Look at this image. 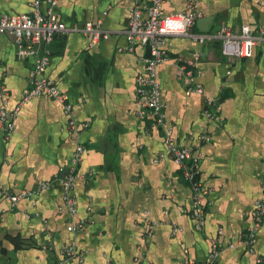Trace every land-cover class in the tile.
Wrapping results in <instances>:
<instances>
[{"label": "crops", "instance_id": "1", "mask_svg": "<svg viewBox=\"0 0 264 264\" xmlns=\"http://www.w3.org/2000/svg\"><path fill=\"white\" fill-rule=\"evenodd\" d=\"M195 1L201 16L190 34L216 35L224 25L236 33L245 25L264 27V0ZM188 2L165 0L163 15L185 12ZM134 4L60 0L55 8L69 30L49 45L47 76L68 95L72 118L88 127L77 137L63 105L42 96L23 104L9 139L0 131V264H80L61 253L73 239L84 255L81 264L201 263L219 230L218 264H256L257 256L264 258V224L254 255L239 244L263 196L264 41L246 59L225 57L217 38L203 44L191 36L168 38L164 48L170 59L158 67L166 122L156 127L151 115L139 116L135 94L150 51L140 44L133 52L125 50ZM30 12L29 0H0V18ZM88 22H101L109 36L93 45L83 31ZM181 61L194 66L203 95H187L188 83L178 73ZM33 68L34 59H22L13 38L3 36L0 79L9 91L10 110L30 90ZM207 96L222 103L221 128L204 114ZM170 130L178 144L202 154L200 180L209 191L203 230L191 217L192 191L180 168L170 159L154 162L165 151ZM202 135H210L211 142H202ZM79 142L87 152L73 194L76 220H86L87 226L73 235L68 226L75 219L64 208L57 179ZM44 182L53 185L31 199L13 204L5 195ZM230 243L236 246L229 248Z\"/></svg>", "mask_w": 264, "mask_h": 264}, {"label": "built area", "instance_id": "2", "mask_svg": "<svg viewBox=\"0 0 264 264\" xmlns=\"http://www.w3.org/2000/svg\"><path fill=\"white\" fill-rule=\"evenodd\" d=\"M47 8L42 10V0H29L31 12L26 14H6L0 18V42L3 36H11L18 48L22 59H34V68L30 73V90L25 94L23 101L13 110L9 109V91L5 83L0 79V131L10 138L15 128V120L19 117L24 103L36 98L46 96L58 101L63 105L65 113L69 116V130L77 137L84 131L88 124L78 123L72 118L73 104L69 101L67 94L62 92L59 86L47 76V70L51 61L49 45L57 35L68 32V27L55 12L60 0H46ZM165 0H135L129 16V24L126 30L128 52H133L136 45L147 47L149 56L143 58L145 70L136 78L135 94L139 107V116L145 118L151 115L156 127L166 122V105L162 98V88L158 79V67L170 59L169 53L164 48L166 40L171 37L191 36L194 40L203 44L213 39L222 42V54L230 58H252L254 48L260 41H264V27L253 30L251 26L245 25L239 33L231 27L222 26L216 35L190 34V29L195 26L197 19L201 16L196 12L195 0H189L187 10L175 15H163ZM86 35L90 36L93 45L109 36L102 28L101 22H88L83 28ZM122 50V49H121ZM179 76L188 83L187 95L204 94V88L196 82L197 75L194 66H188L181 61L179 65ZM222 103L214 97H206L204 114L207 119L221 128ZM202 142H211L210 135L200 136ZM87 152L82 143H78L72 156L70 165L62 177L57 181L61 185L64 208L72 219L68 231L73 235L82 232L87 221L77 219V199L73 194L76 181L79 179V166ZM170 159L182 171L185 180L192 191L191 217L199 230L206 227L207 203L209 191L200 180L202 154H194L192 148L178 144L172 137V131L165 138V151L156 155L154 162ZM53 183H41L35 190L23 191L20 194H12L9 190L5 195L13 204L23 199H31L40 195L43 191L51 188ZM264 224V181L263 196L256 201L252 213V226L244 235L239 244L248 247L251 255L255 254V246L258 240V232ZM177 232V228L174 229ZM223 231L219 230L217 235L210 239V250L205 261L199 263L195 260L186 259L185 264H218L222 252ZM230 243L229 248L235 247ZM45 248H48L45 246ZM66 261L78 259L83 263L84 255L79 253L76 239L70 241L61 250ZM256 264H264V258L257 256Z\"/></svg>", "mask_w": 264, "mask_h": 264}]
</instances>
